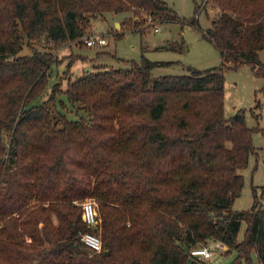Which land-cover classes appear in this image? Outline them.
Segmentation results:
<instances>
[{
    "label": "trees",
    "instance_id": "trees-1",
    "mask_svg": "<svg viewBox=\"0 0 264 264\" xmlns=\"http://www.w3.org/2000/svg\"><path fill=\"white\" fill-rule=\"evenodd\" d=\"M212 1L218 15L202 36L219 65L151 77L162 62L142 56L128 68L89 70L52 87L49 99L62 92L84 113L69 119L33 103L50 49L81 43L107 11L131 12L134 26L145 14L177 21L176 12L164 0H0V264H183L210 239L236 251L228 264H264L256 188L249 208H232L254 129L240 109L223 112L226 70L246 64L264 76V0ZM42 36L43 50L19 54ZM177 43L169 47L182 50ZM87 197L97 203L99 252L79 238L90 229L79 205Z\"/></svg>",
    "mask_w": 264,
    "mask_h": 264
},
{
    "label": "rangeland",
    "instance_id": "rangeland-1",
    "mask_svg": "<svg viewBox=\"0 0 264 264\" xmlns=\"http://www.w3.org/2000/svg\"><path fill=\"white\" fill-rule=\"evenodd\" d=\"M164 1L176 12L177 21L157 23L152 16L145 14L141 26H134L133 22H126L132 16L131 12L107 11L94 18L88 31V36L95 34L105 37V44L88 46L82 40L79 44L66 42L50 49L54 61L48 70V81L43 93L33 103L46 102L52 111L59 109L69 119H74L84 113L75 112L64 93L58 92L49 99L56 83L60 89H65L69 79L81 77L89 70L128 68L132 61L139 62L142 56L151 61L162 62L151 68V77L189 73V68L202 70L219 65V51L202 36V31L211 26V20L218 15L213 1ZM197 6L199 8L196 12ZM194 15L197 24L188 22ZM174 42L184 48H170V43ZM30 44L24 43L19 54H31L33 48L43 50L46 47L43 36ZM259 58L264 64V44L259 50ZM61 102L65 106L62 107ZM239 109L243 111L246 125L254 129L252 143L255 147V153L250 154L247 166L243 169L244 183L241 192L232 203V208L241 210L252 205L253 188H256L257 199L264 205V191L260 188L264 184V76L255 74L251 66L246 64L228 69L224 74L225 118H229ZM3 138L4 141L8 140L5 133ZM85 199L92 200L97 211L96 200L93 197ZM79 205L81 207V201ZM90 229L101 237L100 229L96 230V225ZM214 243L215 240L210 239L206 245L211 247ZM226 249L227 246L215 249L208 259L196 260L199 264H228L234 259L236 251L230 249L225 252ZM193 259L190 256L183 264H191Z\"/></svg>",
    "mask_w": 264,
    "mask_h": 264
},
{
    "label": "built area",
    "instance_id": "built-area-1",
    "mask_svg": "<svg viewBox=\"0 0 264 264\" xmlns=\"http://www.w3.org/2000/svg\"><path fill=\"white\" fill-rule=\"evenodd\" d=\"M86 45H103L106 43V39L103 36L95 34L87 35L83 38ZM81 217L87 228H92L99 223V217L96 211L95 203L90 199H85L81 202ZM80 240L92 251H101L103 249L101 237L93 230H86L79 235ZM226 248V245L220 241L210 247L206 244L195 246L190 249V255L196 259L205 260L208 259L215 251V249Z\"/></svg>",
    "mask_w": 264,
    "mask_h": 264
},
{
    "label": "crops",
    "instance_id": "crops-1",
    "mask_svg": "<svg viewBox=\"0 0 264 264\" xmlns=\"http://www.w3.org/2000/svg\"><path fill=\"white\" fill-rule=\"evenodd\" d=\"M244 229H245V223H242L241 224V231H240L239 236H238L239 239L242 238Z\"/></svg>",
    "mask_w": 264,
    "mask_h": 264
}]
</instances>
